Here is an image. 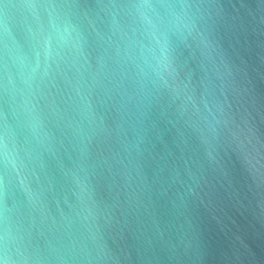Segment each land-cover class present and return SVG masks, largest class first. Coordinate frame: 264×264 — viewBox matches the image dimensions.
I'll return each mask as SVG.
<instances>
[{"label": "water", "instance_id": "1", "mask_svg": "<svg viewBox=\"0 0 264 264\" xmlns=\"http://www.w3.org/2000/svg\"><path fill=\"white\" fill-rule=\"evenodd\" d=\"M0 264H264V0H0Z\"/></svg>", "mask_w": 264, "mask_h": 264}]
</instances>
